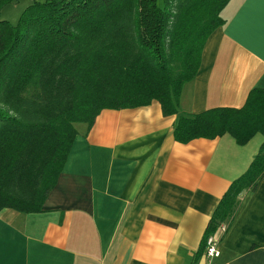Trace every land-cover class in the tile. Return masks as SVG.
Masks as SVG:
<instances>
[{"label":"crops","instance_id":"1","mask_svg":"<svg viewBox=\"0 0 264 264\" xmlns=\"http://www.w3.org/2000/svg\"><path fill=\"white\" fill-rule=\"evenodd\" d=\"M225 15L183 89L184 114L240 108L264 89V0H231ZM176 120L153 102L104 110L90 130L77 125L44 212L0 214V264H206L209 222L263 137L245 146L228 135L181 144ZM242 200L217 232L220 254L210 264H264V179Z\"/></svg>","mask_w":264,"mask_h":264},{"label":"trees","instance_id":"2","mask_svg":"<svg viewBox=\"0 0 264 264\" xmlns=\"http://www.w3.org/2000/svg\"><path fill=\"white\" fill-rule=\"evenodd\" d=\"M21 0H0V14ZM17 25L0 20V214L44 212L77 125L104 110L161 105L177 116L174 139L232 137L263 142L232 182L202 241L231 226L242 196L264 179V89L240 108L184 114L180 100L197 76L208 38L228 22L231 0H29ZM224 231V232H225Z\"/></svg>","mask_w":264,"mask_h":264},{"label":"rangeland","instance_id":"3","mask_svg":"<svg viewBox=\"0 0 264 264\" xmlns=\"http://www.w3.org/2000/svg\"><path fill=\"white\" fill-rule=\"evenodd\" d=\"M30 3L29 0H21L19 3L7 6L2 10L0 20H6L12 25H17L23 11Z\"/></svg>","mask_w":264,"mask_h":264},{"label":"built area","instance_id":"4","mask_svg":"<svg viewBox=\"0 0 264 264\" xmlns=\"http://www.w3.org/2000/svg\"><path fill=\"white\" fill-rule=\"evenodd\" d=\"M222 231H225V227L222 228ZM219 241L216 237L211 236L207 239L206 247L203 252V258L206 261V264H210L211 260L215 257H218L220 252L218 250Z\"/></svg>","mask_w":264,"mask_h":264}]
</instances>
